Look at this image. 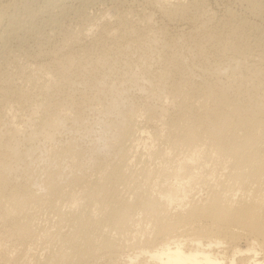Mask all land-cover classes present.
I'll return each instance as SVG.
<instances>
[{
	"label": "bare ground",
	"instance_id": "1",
	"mask_svg": "<svg viewBox=\"0 0 264 264\" xmlns=\"http://www.w3.org/2000/svg\"><path fill=\"white\" fill-rule=\"evenodd\" d=\"M69 1L46 0V15L33 9L31 17L27 15L31 18L29 23L21 21L22 18L16 20L12 16L14 12L0 9V23L6 22L4 28L0 26L3 28L0 32V223L15 224L21 241L41 238L56 246L48 258L50 264L111 262L119 257V235L136 220L134 212L140 209L153 221L155 239L176 234L164 238L160 247L144 250L150 262L264 264L258 260L259 251L264 253V27L259 24L264 16V0H225L223 14L217 22L213 21L216 14L209 13V6L207 10L206 0H149L151 8L162 17L160 23L153 19L151 9L133 20L131 14L135 10L129 11L133 8L121 14L115 13L116 7L109 8L114 16L112 21L107 15L101 16L103 12L99 18L93 17L95 14L90 17L87 9L79 5V12L78 8L73 9L74 15L78 12L81 16L80 20L75 15L82 23L77 31L64 26V19L73 7L69 4V10L65 7ZM236 3L242 6L241 11L234 8ZM54 8L59 9L58 14L52 12ZM38 19H42L44 29ZM30 31L38 39L34 56L27 54L32 58L29 63H24L23 58L20 62L25 66L13 64L14 70H7L14 56L9 55L12 61L9 62L6 54L21 51L22 47L26 51L23 46L26 42L22 43L25 33L28 35ZM11 40L14 44L9 46ZM197 61L202 63L198 65ZM119 63H123L122 70L117 67ZM107 80L120 85L122 93L133 86L137 89L157 86L166 98L174 99L184 90L192 94L190 105L181 106L171 119V136L157 137L163 142L191 145L198 141L210 146L208 156L214 166L224 168V178L218 184H210L206 162L193 164L196 170L192 169L190 174L195 175L189 181L208 184L209 189L205 198L190 204L185 216L173 219L169 208L173 193L165 194L164 200L149 195L143 201H114L118 177L129 162L125 154L116 160V150L109 168L97 163L81 201L75 195L73 201H68L72 191H64L65 185L86 183L85 153L92 152L95 158L92 163L99 155L74 135L58 137V141L56 135L62 130V120L66 119L67 124L82 122L80 99L88 102L86 93L92 83ZM193 106L198 110L192 113ZM10 111L17 116L7 126ZM203 114L211 119L215 131L204 123ZM123 119L126 128L119 143L108 136L100 142L107 153L117 146H126L134 132L142 129L134 114H125ZM182 120L189 124L182 126ZM25 121L34 124L33 135L50 136L52 145L43 151L44 156L35 147L20 150L13 141L22 132L20 125ZM112 124L121 127L117 122ZM228 136L232 139L230 144L226 141ZM86 139L93 142L89 136ZM46 157L51 168L42 163ZM168 159L164 152L153 156L158 162ZM68 160L75 165L71 176L65 173ZM183 164L187 168L191 165L188 160ZM20 169L24 174L18 176ZM141 175L156 177L158 171L144 166ZM31 204L50 211L56 223L53 233L36 230V213L31 210ZM199 220L209 225L190 229L195 246L193 250L187 249L184 244L187 230L178 225ZM242 237L258 242L259 249L237 248L231 257L217 251L224 244H237ZM128 260L132 262L133 258ZM140 264L149 263L145 258Z\"/></svg>",
	"mask_w": 264,
	"mask_h": 264
},
{
	"label": "rangeland",
	"instance_id": "2",
	"mask_svg": "<svg viewBox=\"0 0 264 264\" xmlns=\"http://www.w3.org/2000/svg\"><path fill=\"white\" fill-rule=\"evenodd\" d=\"M2 1L3 0L0 1L1 10L4 9L3 11H6L7 13H11V14L14 12L12 16L13 17L15 16L16 20L22 18L21 21L24 22L26 21L25 23H29V20L31 19L30 18L31 14L34 12V10L41 11L42 15H46L45 14L46 10L44 11L45 9L44 6L45 4H47L46 0H5L4 1L5 3ZM74 1L75 3L77 2L76 5ZM81 1L82 3L87 2L88 3L87 6L85 3L82 4ZM123 1L120 2V0H115V1L98 0L97 2V0L95 1L70 0L69 1L70 3L68 2L67 5H65V7L67 6L66 8L68 10L70 9L68 7V4L70 5V7H72L73 5V7L72 9H70V13H69L70 15L67 16L68 18L66 17L64 19V24H65L64 26L65 27L67 25L70 26V27L67 26V28L69 29L72 28L73 31H77V29L81 27L82 23H79L81 20L80 18L81 16L78 15V12L81 9V7H84L85 10L87 9L86 12L90 15V17L93 16V14H95V16L93 17L99 18L100 14L103 12L101 16L107 15L112 21L114 19V16L111 14V9L112 8L114 9L115 7H116V9H114V11H116L115 13L119 12L117 14H121L122 12L126 13L128 12L127 10L133 8L129 10L131 13L135 10L133 14H131V17L133 15L132 18L133 20L140 19V17H142L141 13L149 11L150 9L153 10L151 8L152 4L149 3V0H142V2L140 0H125L126 2L124 4ZM151 1L152 0H150V2ZM206 1H207L206 3H208V5L206 4L207 10L209 11L210 9L209 13L212 11L213 13L211 12V14L214 16L216 14L217 18H215L216 16L215 17L213 16L214 17L213 21L215 19L214 22H217L223 14L222 12L225 5V4L223 5V3H226L224 2L225 0H219V1L206 0ZM130 2H133L134 5ZM103 3L105 4L103 5ZM121 3L123 4L124 7L122 6ZM114 4H117L118 6ZM142 5L144 6V8ZM235 5L234 8L237 11L242 10V6L240 4L236 3ZM77 8H78V12H76L75 15L76 16L78 15L77 18L80 19L79 21L73 14ZM104 8L106 11L104 10ZM54 9L52 10V12L58 14L59 9L57 8ZM31 10L33 12H31ZM154 10L152 13L154 14L153 19L160 23V19H162V17L160 16V13H158V11L156 10L154 11ZM27 15H29L30 17ZM71 15H74V18ZM261 17H262L261 18L262 21L259 20L260 18L256 19V21L259 20L260 21L259 24L264 27V21H263L264 16L262 15ZM71 18L73 19L71 20ZM250 18L253 19L252 17ZM39 21L43 23L42 19L41 20L38 19V22ZM41 22H39V26H42L44 29V23L42 25ZM5 23L6 22H1L0 26L2 25V27L4 28ZM74 26L75 28H73ZM2 27H0V32L1 30H3ZM31 34L34 35V31L33 32L30 31L28 35H26V33L24 35L27 38L24 37V42L22 43V45L26 42L23 45L25 46L24 48L27 49L26 51H24L25 49L22 50L23 49L22 47L21 49L22 53L19 50L18 52L15 51V53L12 51L14 54L12 52H10V54H6V56L7 55L14 56V58L12 57V59H14L12 60L13 62L9 61L11 60V57L7 56L8 61L12 62L9 64L10 67L8 65L6 66V68L9 67L7 70H11V69L14 70V67L20 66L19 64L21 63H22L21 66L23 67L25 61L29 63V60L32 59L30 57L34 56L36 51L35 47L37 48L36 46L37 42L35 40L38 39L33 38V35ZM25 39H27L28 41ZM13 41L15 44H18V41L16 39L15 40L13 39ZM13 41L11 40L10 42L12 43ZM11 43L9 44V46L14 44ZM29 51L31 52L28 53ZM23 52L26 53H24V55L22 56ZM27 54L28 55L30 54L29 55L30 57H27L28 56ZM31 54L33 56H31ZM188 57L189 55L187 54V60ZM16 58L19 60V62L22 61L21 59L24 58L23 59L24 63L23 62L19 63L16 60ZM14 61L16 62V64ZM198 61L197 64L200 65L202 62L200 61L201 62L200 63ZM122 65L123 63L122 64L119 63V66L117 65V67H120ZM156 65H158V63H156ZM118 69L119 68H117V70ZM122 69L123 67L122 68L120 67L119 70ZM119 70L117 71L118 73L116 72L115 73L119 74L121 72V71L119 72ZM92 85L93 86H91V88L86 93V97L89 99V101L87 102L80 99V103L82 104L83 107L82 122L67 124V121H65L66 119H64L61 122L62 130H60L61 132L59 131L60 133L56 135V141H58L59 138L62 137L70 138L69 136L72 137L74 135L73 137H76V139L80 141L82 140V143H84V145L86 144L87 147L90 146L88 148L95 149L99 155V159L95 160V162L92 163L93 162L92 159L94 158L92 152L88 151L85 153L86 155L85 165L86 167H88L87 168L88 176L86 179V183L84 182L80 185H75L74 187L68 186L67 183L65 185L64 191L66 192L72 191V196L70 199H68V201H73V199L75 198L74 195L76 196L78 202L81 201L80 199L82 197L83 190L88 186V183L93 179L91 173L97 169L95 168L97 163L102 164L104 168H109L110 167L109 163L113 157L114 150L118 152V156L115 158L116 160L123 154L129 157V162L123 166L122 173L118 177V182L114 189V201H134L136 199L143 201L149 195L164 200L165 194L173 193L174 198L169 205L173 219L178 218L180 216H185L186 211L189 209V206L192 202L199 199H203L207 196L209 189L208 184H204L200 182L194 183L189 181L190 177L195 175V174H190L192 169L193 171L196 170L195 168H193L192 166L193 164H201L206 162L207 165L206 174L207 177L209 178L210 184H218L224 178V168L222 166H214V162L208 156L211 152L210 146L205 145L202 142H198V141L191 145H187L181 142L174 143L173 141L163 142L160 140L159 137H157L159 135H162L163 137L166 138L171 136V130H170L171 119L174 117V114L181 106L190 105V102L192 101V94L190 92L184 90L180 94H178L174 99H172V98H166V94L157 86L141 88V89H137L136 86H133L129 88V90L122 93L121 92L122 90L120 89V85L114 83V80H107L103 83L97 81L96 83H92ZM190 109L192 113L193 111L198 110L196 106H193L192 108L190 107ZM128 113H132L136 116V119L138 123L142 126V129L134 132L133 136L126 141V146H117L116 148H112L110 153H107L105 147L103 145H100L102 138L108 136L111 139H114L116 143H119V141L123 137V133L126 128L125 124L122 121L124 120L123 119L124 115ZM13 114L14 111H10L9 115L6 117L7 126L11 125L16 120L15 117L17 116V114H14V116ZM149 115L151 116V120L148 121ZM202 120L210 129L215 131V128L212 127L211 119L208 117V115L203 114ZM113 122L119 123L121 127H113L112 124ZM180 123L182 124V126H186L189 124L187 120H182L180 121ZM33 125L34 124L30 121H25L21 123L20 126L22 128V132L19 135H17L13 139V141L16 143V145L20 150H23L26 147H35L37 149V152H39L41 156H44L43 151L47 147L48 148L51 147L52 144H50V142L52 140L49 138L50 136H48L45 133H39L33 135V131H34ZM69 126H72L71 129L74 130L77 133V135L75 132L74 133L72 132ZM104 130H106L105 133L100 134V132H103ZM97 132L99 134H97ZM64 133L66 134L65 136ZM88 136L90 137L91 140H93V142L90 143V141L86 139ZM77 137H81L82 139ZM226 141L228 144H230L232 141L231 137L228 136L226 138ZM94 143H97V146ZM159 152L166 153L169 159L164 162L154 161L153 156ZM186 160H188L191 163V165L188 168L183 164V162ZM42 163H44L45 165L51 168L50 162L48 161L47 157L42 158ZM144 166H150L151 168L156 169L158 171V176L144 178L141 175V170L143 169ZM74 169H75L74 163L71 160L70 161L68 160V163L65 165V173L71 176L73 175ZM22 174H24V170L20 169L18 176H21ZM64 182H68V181H64ZM30 206H31V210L36 213V218L34 220V224H35L34 227L36 228V230L45 233H53L56 230V223L53 216L49 213L50 211L48 212L46 208H38L33 204H31ZM134 214L136 220L133 223L129 224L118 237L117 242L120 248L118 259L111 262L105 260H98L95 262H91L90 264H132V263L140 264L141 262L144 261L145 258L147 259V262L149 264H155V262H150V258L146 257L147 254L144 252V250L145 249L150 250L160 247L161 246L160 243L164 238L169 236H176V234L172 233L166 237L160 236L159 238L155 239L156 227L153 221L148 219L145 216V213L140 209L136 210ZM207 225H209V222L203 220L190 222L189 224H186L184 226L178 225L181 227L182 230H187L186 233L188 234V236L184 237V239H186L184 241V244L187 249L193 250L195 246L193 241L195 236L191 233L190 229L198 230L202 227H208ZM190 240H192V242H190ZM252 247H256L257 249H259L258 242H253L248 240L247 238L242 237L238 240L237 244L236 243L224 244L219 248H217V251H220L221 254L231 257L237 248L244 250ZM55 251H56V246L49 245L48 243L45 242L44 239L41 238L35 240L32 239V240L21 241L16 233L15 224L0 223V264H50L48 258ZM259 252L260 254L258 255L259 258L258 260L264 261V253H262L261 251ZM130 257L133 258L132 262L128 260V258ZM248 257H252V256L249 255Z\"/></svg>",
	"mask_w": 264,
	"mask_h": 264
}]
</instances>
